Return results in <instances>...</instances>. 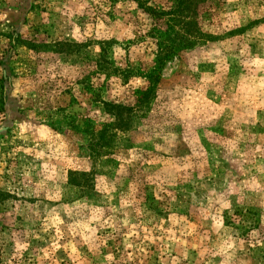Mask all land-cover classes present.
<instances>
[{"label": "rangeland", "instance_id": "rangeland-1", "mask_svg": "<svg viewBox=\"0 0 264 264\" xmlns=\"http://www.w3.org/2000/svg\"><path fill=\"white\" fill-rule=\"evenodd\" d=\"M193 6L137 107L169 14L0 0V264H264V0Z\"/></svg>", "mask_w": 264, "mask_h": 264}, {"label": "trees", "instance_id": "trees-1", "mask_svg": "<svg viewBox=\"0 0 264 264\" xmlns=\"http://www.w3.org/2000/svg\"><path fill=\"white\" fill-rule=\"evenodd\" d=\"M139 7L147 12L154 20H158L161 16L169 14L166 19V29L162 32L161 42L159 43L156 52L154 65L147 71L145 78L148 85L143 90H138L136 96L135 106L141 107L149 104L156 91V86L160 80V71L164 63L173 57L179 48L189 47L196 43L200 32H196L197 28L191 29L192 25L195 26V20L191 17L193 12L194 3L196 0H172L174 5L169 11H158L148 6L143 0H135ZM108 110L111 108H119L120 105L112 104L102 101ZM130 107H127V110ZM74 173H70L73 175Z\"/></svg>", "mask_w": 264, "mask_h": 264}]
</instances>
